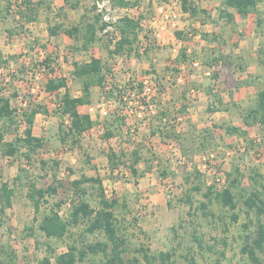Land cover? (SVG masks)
<instances>
[{"label":"rangeland","instance_id":"1","mask_svg":"<svg viewBox=\"0 0 264 264\" xmlns=\"http://www.w3.org/2000/svg\"><path fill=\"white\" fill-rule=\"evenodd\" d=\"M128 1L137 4L111 5L110 15L115 19L125 14L140 18L141 32L136 43L139 50H133L130 56L109 54L115 45V33L106 37L98 32L88 50L77 48L81 41L44 43L46 27H70L82 15L92 18L96 14L93 0H0L2 7L11 5V12L0 18V52L8 59L15 57L0 71V92L17 93L11 100L13 106L26 99L48 110L47 114H39L35 126L45 145L30 162L23 156L25 147L16 156H0V183L6 180L15 188L13 204L0 218V264H38L47 256V239L38 227L42 214L62 199L65 203L60 214L68 218L70 198L75 195L70 181L83 174L101 177L106 195L119 199L115 214L129 243L125 258L135 255L144 264L139 250L143 245L155 254L173 252L174 264H254L241 248L254 230L257 216L243 200L249 191L260 188L257 182H264V134L259 124L245 126L242 116L256 104L257 92L264 87V0L259 3V13L244 19L237 17L234 23L218 16L222 0H195L207 11L199 10L196 16L184 12L180 0ZM164 11L175 16L160 29ZM28 18L34 23H29ZM211 32L218 33L220 40L209 42L202 38L201 34ZM182 48L197 64L189 59L177 65ZM220 52L231 58H221L209 68L206 61ZM93 54L111 69L104 86L115 88L116 95L108 98L100 87H91V103L80 106L79 111L92 117L93 127L77 143L69 138L62 142V129H67L70 119L53 112L58 96L45 90L46 77H65L71 94L80 95L82 80L72 76L73 62ZM46 57L52 60V70L40 64ZM150 75L154 90L146 101L137 85ZM118 88L125 91L118 92ZM102 101L106 115L98 109L93 114L88 112L89 105ZM159 110H167L169 124L185 138L162 143L158 135L150 137L146 131L148 125L157 123ZM114 117L121 118L119 128ZM226 125L241 126L247 132L241 136L228 134ZM24 127V123H18V135L23 134ZM107 131H113L109 138L104 137ZM14 137L11 128L5 138ZM110 148L125 152L127 162L112 168L106 156ZM136 148L141 160L136 166L138 175H133L128 164ZM53 158L59 161L56 170L42 168L40 160ZM54 172L66 187L47 196L39 212H35L27 195L28 181L47 186L53 182ZM234 175L239 178L238 187L232 188L237 201L236 221L231 219L232 210L222 207L213 195L209 203L204 196L210 188H224ZM15 176L19 179L14 183ZM195 185L200 189H192ZM83 187L85 198L97 208L96 188L92 183ZM188 195L191 204L187 202ZM205 202L207 206L202 208ZM87 225V220L81 219L62 238L52 239L51 244L57 252H63L71 245L83 249L89 243L107 242L102 231L88 232ZM194 234L201 245L194 240ZM8 251L11 261L7 259ZM110 255L108 244L107 255L87 253L75 264H108ZM260 256L264 258V253Z\"/></svg>","mask_w":264,"mask_h":264},{"label":"trees","instance_id":"2","mask_svg":"<svg viewBox=\"0 0 264 264\" xmlns=\"http://www.w3.org/2000/svg\"><path fill=\"white\" fill-rule=\"evenodd\" d=\"M100 0H93V9L96 10V14L93 17L81 16L80 21L70 27H61L56 25L48 29L50 35L56 34L58 31L64 32L67 36L72 38L74 41H81L78 49L88 50L90 46L97 40L98 32L103 33L105 28L109 25L108 22L103 20L102 14L97 12L96 2ZM113 7H128L135 6L136 1L131 2L128 0H109ZM202 1V0H198ZM262 0H222L218 8V16L225 19L228 23H234L238 18L244 19L251 13H259V3ZM181 8L184 12H188L191 16H196L200 11L207 12L205 9L200 8L195 0H180ZM10 3L5 6H0V18H4L11 11ZM21 16H25L22 10H18ZM28 20H30L28 18ZM259 24V21H258ZM114 31H106L103 36H110L115 32L117 38L113 49H109V54H122L125 53L130 56L132 51L139 50L136 47V43L141 32L140 18H135L131 15H122L116 19L112 24ZM180 37L181 32H176ZM202 38L209 42L219 41L220 35L218 33H203ZM112 39V38H111ZM212 51H215L213 49ZM139 55L138 53H136ZM227 58H231L230 55L219 53L218 56L211 57L206 64L209 68L213 66L215 62L226 61ZM15 58L13 56L10 59L5 58L0 52V68L8 66L10 60ZM222 58V59H221ZM187 49L182 48L176 58L177 65L185 63L189 60ZM194 62V59H190ZM52 60L47 58L41 61V65L49 68ZM177 70V69H176ZM107 73L112 74L111 69L102 61L100 57L90 56L88 61H74L73 69L71 74L73 77L82 80L81 94L73 96L67 86L65 77H47L44 88L46 91L54 92L58 96L53 112L58 116L69 117L70 124L67 129H62V142H65L67 138L73 143H77L79 137L82 134L93 127L95 121L89 114L81 113L78 110L79 106L91 103V87L98 86L101 88L102 93L106 97L116 95L115 88L105 87ZM214 77L217 74L214 73ZM140 93L142 89V83L137 85ZM105 88H108L105 90ZM125 91L124 89L118 88L117 91ZM115 93V94H114ZM209 94V93H208ZM12 97H17V93L13 95H4L0 92V156L13 157L16 156L21 147H25L23 156L26 161L30 162L33 158V154L37 153L39 149H42L45 145V139L42 136H36L32 133V126L36 114H47L48 110L45 106L38 103H32V101L23 100L25 105L13 106L11 103ZM220 100V99H218ZM222 101L220 100V103ZM186 108V105H183ZM226 109V107H225ZM227 110V109H226ZM167 110H159L158 117L154 126L150 128V134H158L161 141L174 138L179 140V132H176L175 127L169 124ZM114 120L118 122V128L122 126L120 123L121 118L114 117ZM243 124L247 127L253 124H259L262 127L264 134V87L261 88L256 95V104L249 108L242 116ZM18 123H24L23 134H17ZM153 123V122H152ZM11 128L15 131L14 139L7 140L6 134L11 131ZM225 131L228 134L244 135L246 130L241 126L237 125H226ZM113 135V131H107L104 137L109 138ZM190 139L194 140L193 135ZM264 140V139H263ZM264 146V144H263ZM127 154L123 151L120 153L115 152L110 148L106 152L108 162L112 168L119 164L126 163L125 158ZM141 160L138 148L131 151V161L128 166L133 175H138L136 166ZM42 168L45 166L51 167L52 170H56L59 161L55 158L50 161L40 160ZM70 170V169H69ZM237 171V169H235ZM228 175H231L228 173ZM19 176V175H18ZM15 176L13 182L19 178ZM239 178L234 175L232 179L227 182V185L220 190H212L211 188L204 194L207 198V203L211 201V195L221 204L222 207H227L231 212V219L236 221L238 215L234 212L237 207V201L235 193L232 188H237ZM85 183H92L97 190L99 206L94 208L90 205L88 200L85 198L87 194L86 189L83 187ZM259 183L260 188H255L245 195L243 204L252 210L257 216V222L254 230L248 235L242 245V252L246 253L249 260L254 264H264V258L260 256V253H264V221L261 217L264 215V182ZM66 183L63 179L57 178L55 172L53 173V182L47 186H38L35 181L29 179L27 184V195L33 201L35 212H39L41 202L46 201L47 196L56 195L59 188H65ZM70 187L75 193L74 197L70 198V212L69 217L64 218L60 214V209L65 203L64 200L59 199L53 203L49 211L44 212L38 225L47 239V256L40 261L38 264H75L78 260H83L87 253L97 254L103 253L107 255V247L110 244L111 255L106 259L108 264H141L138 256L133 255L131 258H125L124 253L128 250L129 243L127 237L122 232V222L116 217L115 210L119 206V199L115 196H107L101 177L81 175L70 181ZM194 190H199L200 185L192 187ZM15 193L14 185L9 181H1L0 183V218L5 214L6 210L13 204V196ZM187 202L191 204L189 195L187 196ZM207 203H201L202 208H206ZM126 206L125 203H122ZM81 219H86L88 225L86 230L88 232H94L95 230L102 231L106 237L107 242L97 241L95 243H89L84 246L83 249H78L76 245H71L66 251L57 252L56 248L51 244L52 239L62 238L68 231L71 225L77 224ZM246 227V226H245ZM194 240L201 245V241L197 235L194 234ZM140 254L143 257L144 264H174L172 259L173 252L170 251H159L158 254L149 252V249L145 246H140ZM8 260H12V254L8 251ZM193 263L192 258H190ZM1 264H5L1 261Z\"/></svg>","mask_w":264,"mask_h":264},{"label":"built area","instance_id":"3","mask_svg":"<svg viewBox=\"0 0 264 264\" xmlns=\"http://www.w3.org/2000/svg\"><path fill=\"white\" fill-rule=\"evenodd\" d=\"M96 9L97 12H100L102 14L103 20L108 22L109 25L105 28V30L103 31V33H105L106 31H114L113 26L111 25L116 19L113 18L110 15V11L112 10L111 7V2L109 0H100L96 2ZM175 16V14H171L168 12H163L162 15V21L163 23L160 25V29H164L165 28V22L171 21L172 18ZM115 33V32H112ZM116 34V33H115ZM160 35L159 33H157V36ZM111 37V35H110ZM194 64H197V62L195 61ZM2 70V68H0V71ZM47 78V77H46ZM141 97L143 99H145L146 101H149L151 94L154 90V81L151 77V75L149 77H146L142 80V89H141ZM26 103L23 100H20V105H25ZM151 106V105H149ZM98 109L99 113L102 115H106L107 114V108L105 103L102 101L100 102L98 105L93 106V105H89L88 106V112L90 114H93L95 112V110Z\"/></svg>","mask_w":264,"mask_h":264},{"label":"crops","instance_id":"4","mask_svg":"<svg viewBox=\"0 0 264 264\" xmlns=\"http://www.w3.org/2000/svg\"><path fill=\"white\" fill-rule=\"evenodd\" d=\"M29 23H34V19H30V22ZM48 27H46L45 28V30H44V43H47V42H52V41H54V40H56V41H62V42H67L68 44H70L69 42H73L72 40V38H70L69 36H67L64 32H62V31H58L56 34H54V35H50L49 33H48ZM43 35V34H42ZM72 44V43H71ZM45 46V45H44ZM93 56H95L96 57V55L95 54H93ZM90 58V57H89ZM89 58L88 59H85L84 61H88L89 60ZM76 78V77H75ZM79 79V78H78ZM66 82H67V79H66ZM67 86H68V89H69V83L67 82ZM69 91H70V89H69ZM71 93V92H70ZM73 96H78L79 94H72ZM92 98V97H91ZM83 106V105H82ZM80 107V106H79ZM79 107H78V110H79ZM39 114L40 113H38V114H36V116H35V118H34V123H33V126H32V133L34 134V135H36V136H42L43 137V135H40V134H37L36 132H35V126H36V122H37V120H38V116H39ZM150 128H151V126L150 125H148V130L146 131V132H148V134L149 135H151L150 137H154V136H156V135H158V134H150ZM159 136V135H158ZM160 137V136H159ZM44 138V137H43ZM160 140H161V138H160ZM162 143L164 142V141H161Z\"/></svg>","mask_w":264,"mask_h":264}]
</instances>
